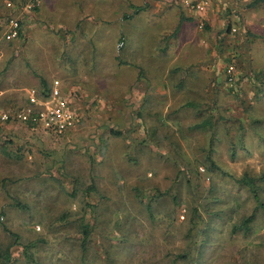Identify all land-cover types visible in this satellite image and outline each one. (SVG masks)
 I'll list each match as a JSON object with an SVG mask.
<instances>
[{
  "label": "rangeland",
  "instance_id": "rangeland-1",
  "mask_svg": "<svg viewBox=\"0 0 264 264\" xmlns=\"http://www.w3.org/2000/svg\"><path fill=\"white\" fill-rule=\"evenodd\" d=\"M13 1L24 23L43 31L27 42V32L14 43L0 35V111L12 114L27 89L40 91L31 64L56 61L68 66L44 76L59 80L78 121L51 139L0 118V264H264V207L248 188L203 170L210 134L195 128L228 112L235 128L215 143V157L236 176H264V147L251 137L264 133V23L231 21L224 0H188L204 1V16L184 12L189 23L172 35L183 0H44L40 14ZM103 23H127L122 44ZM86 27L93 40L76 55L63 37ZM241 123L249 149L233 159ZM190 163L196 171L181 169ZM258 193L264 205V182ZM82 223L90 228L84 253Z\"/></svg>",
  "mask_w": 264,
  "mask_h": 264
},
{
  "label": "trees",
  "instance_id": "trees-1",
  "mask_svg": "<svg viewBox=\"0 0 264 264\" xmlns=\"http://www.w3.org/2000/svg\"><path fill=\"white\" fill-rule=\"evenodd\" d=\"M7 0L4 1L3 5H4V8H6V3ZM12 2H14L13 0H11ZM257 0H254V2H252L250 5H254L256 3ZM25 2V0H24ZM132 8H135L134 10L135 11H138V10H141L143 8V6H135V5H132L131 6ZM37 7H33V9H35ZM32 9V10H33ZM30 10V11H32ZM29 11V12H30ZM7 13H8V9H7ZM7 13H3L1 12L0 13V21L1 19H3L4 17L6 18L7 16ZM25 13H28V12H25ZM24 13L22 14V18H19V22H20V33H19V37H16L15 39H11V40H7L5 39V37L2 35V31L0 29V35L2 36V39L6 42H9V43H14L15 41H18V39L23 36V29H24ZM185 20V17H183V15H180L179 16V20H178V24L176 25V28L175 30L173 31L172 35H175L180 26H181V23ZM1 28V27H0ZM123 34L120 35V37L118 38V43L119 44H122L123 43ZM116 58V57H115ZM118 61L119 60V57L116 58ZM123 62V61H120V63ZM229 65H234L235 66V59L234 57L232 56L231 58L228 57V61L226 63V68L229 66ZM136 67H138L139 69V74L142 75L145 67L144 65L142 64H137ZM39 88H40V91H44V92H48L51 90V86L53 84V81H51V83L48 81V77H45L42 73H39ZM143 76V75H142ZM227 74H225V77H224V80L227 79ZM27 101V98L26 100ZM212 106V105H209V107ZM213 106H217V104H215V100H214V103H213ZM21 105H18L16 107H13V109H18L20 108ZM219 110H222V109H219ZM221 112V111H219ZM226 114V115H225ZM224 115L223 114H220L219 117H212L210 116L209 118H205L204 121L200 122V123H197L195 125V128L196 127H201L202 125L206 126L208 130L207 133H209V140H208V150L206 151V154L204 155V159H205V162H204V166H205V169L203 170H206V171H216L218 172L222 177L224 178H227V179H230L233 183L237 184V185H241L243 187H246L248 188V190L252 193L253 195V198L258 202L259 205H261L262 207H264V205L262 204L261 200H260V196H259V193H258V186H259V181L261 183L264 182V176H258V175H251L250 173H247V171H245L242 175L240 176H236L235 174L231 173L230 170L226 169L218 160L217 158L215 157V153L212 151L213 150V146L215 145V143L217 141H219L221 139V136L224 135V136H228L230 134V130L235 128L234 126V117L229 115L228 112H226ZM14 120V123H17L19 124V126H21L23 129H27V130H30L31 133L34 135V134H38L39 136H45L47 135L49 138L51 139H56V135H49V134H45L44 132L40 131V130H34L32 129V127L30 125H27V124H23L21 122H19L17 119H13ZM264 125V124H263ZM245 125L243 123L241 124H238V127H239V137L238 138H235V141L232 145V149H231V158H235V152L238 151V150H248L249 149V146H248V143H249V139L252 137V139L254 140V142H256L258 145H262L264 147V133L262 132H258L255 130L254 134H252L251 137H247V139L245 140V137L243 138V132L246 130V127H244ZM218 127H221V131L220 133L217 132L218 130ZM242 128V129H241ZM224 129L225 132L222 130ZM115 133V132H114ZM234 136V135H233ZM60 139V138H58ZM84 143V142H83ZM217 144V143H216ZM216 148V146H215ZM216 152V150H215ZM182 170L188 172H194V170L196 171V165L194 163H190V166L189 165H185L181 168ZM21 207V206H20ZM253 216H254V213L250 214L246 219H244L243 221H241L240 223H238V225L234 224L233 226V230L236 229L235 226L239 227L240 229H243L244 226L247 225L248 222H250L252 219H253ZM82 241H81V248H82V252L84 253L85 252V248H86V241H87V237H89L90 235V228H89V225L87 223H82ZM4 230L6 232H8L11 236H13L14 240H17L18 238V235L16 233H13L11 231H9L6 226H3ZM24 249H26V247H24ZM9 247H7L5 249V252H4V258L6 260H8L9 258ZM28 256V255H27ZM3 264H6L5 262ZM231 264V263H230Z\"/></svg>",
  "mask_w": 264,
  "mask_h": 264
},
{
  "label": "built area",
  "instance_id": "built-area-1",
  "mask_svg": "<svg viewBox=\"0 0 264 264\" xmlns=\"http://www.w3.org/2000/svg\"><path fill=\"white\" fill-rule=\"evenodd\" d=\"M40 2L41 0H25L22 10L29 12ZM5 5L9 13H7L6 18L1 19L0 29L5 39L11 40L19 37L21 28L19 18H22L24 12L21 11V14L16 13L15 3L11 0H7ZM193 6L196 10L203 12L205 2L199 1ZM226 74L228 76L227 83L230 86L233 85L236 80L234 65H229L226 68ZM26 98L27 101L21 104V107L12 114L0 111V118L8 120L11 116L23 124L30 125L34 130L56 135L57 138L64 137L77 124V113L73 110L70 99L63 93L59 80H53L50 91L31 90Z\"/></svg>",
  "mask_w": 264,
  "mask_h": 264
},
{
  "label": "crops",
  "instance_id": "crops-1",
  "mask_svg": "<svg viewBox=\"0 0 264 264\" xmlns=\"http://www.w3.org/2000/svg\"><path fill=\"white\" fill-rule=\"evenodd\" d=\"M157 1H159V0H157ZM170 1H172V0H170ZM187 1L188 0H183L182 1V6L179 7L178 9H176V8L174 9V11L176 13V16H178L179 13H182L181 15H183L184 12L185 13L189 12L190 14H194L195 12H197L200 15L204 16L205 12L201 13V12H199L196 9H192L194 6L193 5H189V3H187ZM43 2H44V0H41V2L36 6L37 8H35L37 10L36 12L39 13V14H40L41 10H43L42 9ZM165 2H169V0L162 1L163 4H166ZM252 2H254V0H232V1H228V2H227V0H224V2L222 1V5L225 6L226 3H227V5L229 4L230 7L232 8L233 14L230 17H231V21H233V22H234V20H236L238 18V16H240L243 19L242 22H240V23H264V0H257L254 5H250ZM131 3L136 4V5L139 4V3H136V2H131ZM255 8L261 9L263 11L262 14L256 17L257 14H255V12H254ZM159 10H162V6L161 5H159V8L157 9V11H159ZM197 13H195V14L197 15ZM190 14H188V15H190ZM183 23H189L188 19L185 18ZM126 24L127 23H111V24L110 23L109 24L103 23V26H104L103 29L105 28V32L107 30H109L111 34H112V32H113V34H117L116 38L118 39L120 37V35L122 33H124V32H122V30H124V26H126ZM41 25H42V23H25L24 24L23 35H24L25 32H27V34L29 35L25 42H27L29 40V37L32 38V37H35L34 35L39 36V34H42L41 31H43V28L41 27ZM56 25H57V23H56ZM37 26H39V27L37 28ZM90 26L94 27L95 24H91L90 23ZM122 27H123V29H122ZM44 30H45V28H44ZM85 30H87L86 31V35H81V37L78 36V37L75 38L74 36H72V34L65 35L63 37V42H65L66 44H71L74 47L78 46L77 47L78 50L75 52L76 55H78L79 51L83 52V46H81L79 44H89L93 40V36L94 35H93L91 29L86 27ZM71 37H74L75 41L71 40ZM142 37H143V33L140 32V35L137 36V38H139L141 40ZM41 38H43V36ZM43 43L44 44H49V42L48 43L43 42ZM43 43H40V44H42V46H43ZM39 49L43 50L41 52H44L45 47L43 46L42 48H39ZM43 58H45V53H44V56L42 54V59ZM55 59H56V57L53 58L52 61H54ZM75 59L78 60V58H75ZM45 60H46V58H45ZM30 61H31V59H30ZM47 61L45 62V61L41 60L40 62H37L35 64H31L32 68L30 67L31 68L30 72L33 75L34 74L35 75H39V73H42L43 75L49 76L50 74H53V73L56 74V72H54V70L56 71V69H64V68H66L68 66V64H64V65L61 64V63L58 64V63H56V61L50 64V63H47ZM33 67L36 68L37 70H39L40 72L39 73L33 72L34 71ZM42 69L46 70V72L45 73L41 72ZM48 71H50V72H48ZM48 81H49V79H48ZM27 90L28 91L37 90V88L36 87H30ZM15 125H16V127H17V129L19 131H24L25 132V130L21 126H19L18 124H15Z\"/></svg>",
  "mask_w": 264,
  "mask_h": 264
}]
</instances>
